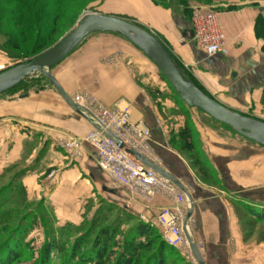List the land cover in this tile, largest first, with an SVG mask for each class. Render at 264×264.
Segmentation results:
<instances>
[{
    "label": "rangeland",
    "instance_id": "obj_1",
    "mask_svg": "<svg viewBox=\"0 0 264 264\" xmlns=\"http://www.w3.org/2000/svg\"><path fill=\"white\" fill-rule=\"evenodd\" d=\"M39 1L40 14H42V17L44 18V23L46 22V24H48V29L54 25H52V18L55 15L58 16L55 24L56 32L52 35L53 41L49 42L48 47L41 50L40 53L61 41L63 37L76 27L80 18L89 12L120 17L131 23L137 22L141 25L143 24L142 22H139L138 19L144 21L143 18H139L141 17L139 16L140 8L135 0H73L71 2H59L58 0ZM151 1L166 9H168L167 6L172 5L184 6V4L187 3L188 5L191 4L193 6L192 9L187 11L184 8L183 10L184 15H187L189 20L188 23H190V28H192L191 17L198 8H205L217 12L225 10H240L244 7L257 9V11L260 12L252 21V30L255 38L261 42L259 52L261 54L260 57H262L261 61L264 62V27L260 26L258 23V17L264 14V0H211L209 4L202 5L195 3L192 0ZM183 1H186V3H182ZM15 5L14 0H0V19L5 21L3 22L5 27L14 29L20 34L22 27L17 25L14 26L15 19L10 18V11H5V8L11 9L10 7H16ZM16 9L20 11V9ZM175 12L176 14H180V10L178 11V9L175 10ZM257 32L260 33V35L256 34ZM238 34L242 33L239 32ZM121 36L124 37L123 39L127 41V43H129L134 52L129 49H125L126 51H115L108 54L103 62L111 69L112 67L115 69V67L122 65V63L133 68L136 80L141 87L148 92L151 102L156 110V126L160 130L159 132L161 134L162 143L160 141L158 142L157 145L159 148L155 146L152 129L149 127L152 138L149 141L148 147L142 148V150L147 156L158 162L165 169L171 170L176 175H178L179 171V173H183L181 176L185 179L184 182H187L184 185L187 186L193 197V206L194 199L199 201H202L203 199L213 201L215 198H221L232 204V213L234 214L232 221L236 230L235 237L230 244V256L234 264H264V222L255 221L243 206L247 205L254 209L255 202L258 201L264 203V146L241 136L230 127L217 122L200 109L187 106L162 78L157 67L150 61L145 53L136 47L126 36ZM6 38L4 36L5 41ZM226 43L227 40L225 38V47ZM235 44L237 45V42ZM241 44H243V42H241ZM28 45L32 44H26V46ZM4 52L12 59L9 67L25 61L24 56L22 55L23 52L20 50H11L8 52L4 50ZM24 53V55L27 56L30 51L27 50ZM201 53L205 56L202 51ZM113 58H115L114 62H117L118 66L110 63ZM176 60L185 77L194 84L200 85L204 92L211 97L221 101L227 108L234 112L264 122V88L259 99L252 96L247 97V100H237L233 98L230 93H225V96L215 85L207 84L203 80L204 76L197 72L199 70H197L195 66L188 67V65L180 59L177 58ZM50 72L54 75L52 69H50ZM37 77L42 80L46 79L40 74H38ZM28 85L29 84H27V87ZM27 87L25 84V86L4 92V94L14 95L17 92H20V90H23L21 91V94H24L28 90ZM72 92L74 94L80 92L88 93L89 101L92 102L97 110L106 106L97 97L95 91L89 87H83ZM4 94H1L0 98L4 96ZM121 100L130 105L131 112V104L124 99ZM186 125H193L195 127L194 130L198 134V136L194 138V141H196V147L193 151H185L181 149L180 146L178 134L182 128L186 127ZM88 134L83 137L68 135L65 138H86ZM86 148L91 149L90 153L93 154L91 160L93 165L92 169H94V172L96 173L98 183L94 186L93 194L91 195L92 197L84 203L83 207H81L83 213L79 222H72L70 220L62 222L55 211L56 206L61 200L57 197L54 200L57 201L54 203V201L48 199V194L51 192L50 187L55 185L54 181L57 180V177L59 176L57 168L53 167L46 169L44 175L41 177L38 176L36 179L30 178L31 181L28 180V183L32 182L35 184V187L36 185L41 186L43 183V188L45 189L44 192H42L39 186H37L38 192L28 191V187L25 185V179L27 181L26 174L29 170L24 168V160L6 166L0 172V191L3 187L15 180L17 183H23L27 191L25 199L17 192L11 194L8 199L6 198V201L0 205V243L8 234L7 231H3L4 227L11 228L14 227L16 223L20 222V225L30 227V231L25 234L23 239L28 245L25 247L26 250L19 262L20 264H45L43 262V252L45 246L50 243V241L55 240L70 245L77 236L75 233L61 235L60 229L65 227L64 225H82L81 227L84 228V231H87L94 217H102L100 220L101 224H111L116 218H123V214L129 215L130 219L128 221L121 222V234L117 238L119 241L124 240L130 227L138 221L154 226L161 234L160 227L156 220L157 214L163 208L169 207L174 203L171 195L159 187H156L157 189H155V191L157 192L155 195L153 197H146L133 193L127 186L114 183L112 178L109 177V175L99 166V159H101L100 156L103 157V152L101 151L99 144L85 141L74 157L66 153L68 161L74 163L83 162L86 158ZM158 149H161L162 152L158 153ZM1 151L2 145H0V164L6 161V159L4 160L2 158ZM168 151H170L172 157L169 155ZM36 180L39 183L36 184ZM102 185L106 187V190H103ZM237 191L241 194L235 193ZM246 195L251 196L252 200H247ZM103 205L106 206L104 207ZM108 206L111 207V210L106 214L103 211L104 209H107ZM179 207H182L183 209L185 208L184 204L179 205ZM190 207L192 206L190 205ZM27 216H30V220H25V217ZM202 222L203 219L201 220L198 218L193 212L191 215L189 232L193 241L198 246L206 264L207 247L205 240L199 233V227L204 225ZM207 225L208 224L206 223L204 226L205 229H208ZM100 228L101 226L99 224L94 228L95 232L93 234L97 233ZM113 249L117 252L121 250L116 247ZM149 253L150 250L148 252L140 253L142 262L148 258ZM185 255L187 254L184 253L183 248H178L175 254L167 259L166 264H199L194 253L192 254L193 257H190V259ZM50 260L52 261V264H55V262L57 263L60 261V257L56 252H53Z\"/></svg>",
    "mask_w": 264,
    "mask_h": 264
},
{
    "label": "crops",
    "instance_id": "obj_2",
    "mask_svg": "<svg viewBox=\"0 0 264 264\" xmlns=\"http://www.w3.org/2000/svg\"><path fill=\"white\" fill-rule=\"evenodd\" d=\"M135 1L140 8L139 18L144 19L138 21L160 39L174 60L178 58L188 67L195 66L199 70L197 72L204 76L203 80L215 85L225 96V93H230L237 100H247L252 96L260 98L264 88V62L259 52L261 42L255 38L252 30V21L260 11L244 7L219 12L226 47L222 53L207 57L196 46L183 5L166 9L151 0ZM188 8L192 9L193 6L190 4ZM177 9L180 14H176ZM123 38L113 32H92L51 69L69 96L72 91L89 87L106 106H112L121 99L128 101L132 121H144L152 129L154 144L159 148L157 144L162 140L156 126V110L148 92L136 80L134 69L125 63L111 69L103 62L108 54L115 51H132ZM4 42V36L0 34V72L13 67H9L12 59L3 50ZM26 81L29 84L28 87L26 84V93L21 94L23 90H20L14 95L4 94L0 98V145L2 158L6 159L0 164V172L6 166L24 160V168L29 170L25 185L29 192H38L39 185L35 187L28 180L41 177L46 169L57 168L59 176L54 181L55 185L50 187L48 199L54 201L58 197L61 200L57 202L55 211L62 222H79L83 213L81 207L92 197L94 186L98 183L92 169L93 154L90 153L91 149L86 148L83 162H69L66 152L57 146V141L68 135L83 137L93 126L50 82L39 79L37 75ZM158 150V153L162 152ZM168 153L171 156L170 151ZM168 171L183 184L187 183L179 170L176 171L178 175ZM41 186L44 192V184ZM102 188L106 190L103 185ZM193 212L203 219L204 225L199 227V233L207 247L206 264H234L230 256V244L236 230L232 221L233 205L221 198L213 201L194 199ZM206 223L208 229L204 227Z\"/></svg>",
    "mask_w": 264,
    "mask_h": 264
},
{
    "label": "trees",
    "instance_id": "obj_3",
    "mask_svg": "<svg viewBox=\"0 0 264 264\" xmlns=\"http://www.w3.org/2000/svg\"><path fill=\"white\" fill-rule=\"evenodd\" d=\"M58 1L71 2L73 0ZM192 1L200 5L209 4L211 2V0ZM14 2L16 7H10L11 9L5 8V11H10V18L15 19L14 26L17 25L22 27L20 31L21 39L20 34L14 29L5 27V24L3 23L5 21L0 19V34L5 36V38L7 37L3 44V50L7 52L11 50H20L23 52L22 55L25 60L23 62H27L41 54L40 51L48 47V43L53 41L52 35L56 32L55 24L58 16L55 15L52 18V25H54L48 29V24H46V22L44 23V18L42 17V14H40L39 0H14ZM182 3H186V1H183ZM154 4L159 6V4H156L155 2ZM172 6L167 7L169 8ZM188 6V3L184 4V8L187 11H189ZM16 8L20 9V11ZM135 23L148 30L144 25L137 22ZM258 23L260 26L264 27V14L258 17ZM256 34L260 35L258 32ZM28 43L32 45L26 46ZM27 50L30 51V53L25 56L24 52ZM175 62L177 63L176 60ZM161 76L167 82L162 74ZM46 81H48V79ZM25 84H27L26 80L7 91L22 87ZM168 85L173 89L169 83ZM197 86L203 90L200 85L197 84ZM194 129L195 127L193 125H186L185 128H182L179 131L178 138L181 149L185 151H193L196 147V141H194V138H196L198 134ZM17 192L25 199L27 194L26 187L23 183H17L16 180L3 187L0 191V205L6 201V198L8 199L11 194ZM246 196L247 200H252L251 196ZM106 205L103 206L105 207ZM254 205L256 209L250 208L247 205L243 206L255 221L264 222V203L257 201ZM110 210L111 207L108 206L103 212L107 214ZM123 216V218H116L111 224H101L100 220L102 217H94L87 231H84V228L81 227L82 225H64L65 227L60 229V234L69 235L75 233L77 234L76 238L70 243V245H67L65 242H58L55 240L50 241V243L44 248L43 262L45 264H52V261L50 260L51 254L56 252L60 257V261L57 263L55 262V264H166L167 259L170 258L171 255H174L177 249L170 246L154 226H150L141 221L135 222V224L128 230L124 240H117L118 236L121 234V222L130 219L129 215L123 214ZM25 220H30V216L25 217ZM20 224L21 222L16 223V225L11 228L4 227L3 231H7L8 234L0 243V264H20L19 262L26 250L25 247L28 245L23 239L25 234L30 231L29 226ZM99 224L101 226L100 230L93 234L95 232L94 228ZM115 247L118 249L120 248L121 250L117 252L113 249ZM149 250L150 253L148 258L142 262L140 253L148 252Z\"/></svg>",
    "mask_w": 264,
    "mask_h": 264
},
{
    "label": "built area",
    "instance_id": "obj_4",
    "mask_svg": "<svg viewBox=\"0 0 264 264\" xmlns=\"http://www.w3.org/2000/svg\"><path fill=\"white\" fill-rule=\"evenodd\" d=\"M191 26L196 46L207 57L222 53L225 48V35L219 12L198 8L191 17ZM114 60L115 58L110 63L118 66ZM69 97L90 120L93 130L86 138L59 139L57 146L74 157L85 141L99 144L103 152V157L100 156L101 159H99V166L112 178L114 183L127 186L133 193L146 197H153L158 187L168 192L174 203L159 211L157 224L163 239L170 246L176 249L183 248L188 259L193 257L192 242L194 241L189 232L191 218L187 221L191 202L186 193L172 180L141 162L116 142V139L121 140L141 155L160 165L142 150L148 147L152 138L149 126L144 121H132L130 105L123 100L118 101L112 107L104 106L97 110L89 101L88 93H72ZM185 187L189 192L187 186ZM182 204H184V209L179 207Z\"/></svg>",
    "mask_w": 264,
    "mask_h": 264
},
{
    "label": "water",
    "instance_id": "obj_5",
    "mask_svg": "<svg viewBox=\"0 0 264 264\" xmlns=\"http://www.w3.org/2000/svg\"><path fill=\"white\" fill-rule=\"evenodd\" d=\"M95 31L114 32L126 36L136 47L145 53L150 61L157 67L160 74L165 77L167 82L176 91L180 100L187 106L200 109L216 121L229 126L241 136L264 146L263 121L234 112L205 93L196 84L185 77L167 48L157 36L135 23L115 16L92 12L84 14L76 27L57 44L32 60L17 64L0 72V95L28 78L40 74L45 76L48 81L62 93L63 97L72 105L78 114L86 117V115L74 105L56 77L50 72V69L60 63L88 34ZM192 35L194 36L193 31ZM116 142L121 148H125L127 152L135 156L141 162L172 180L186 193L192 206L187 215L188 221L193 213V197L188 192L185 185L167 169L141 155L134 148L126 145L119 139H116ZM192 249L198 263L205 264L195 242H192Z\"/></svg>",
    "mask_w": 264,
    "mask_h": 264
},
{
    "label": "bare ground",
    "instance_id": "obj_6",
    "mask_svg": "<svg viewBox=\"0 0 264 264\" xmlns=\"http://www.w3.org/2000/svg\"><path fill=\"white\" fill-rule=\"evenodd\" d=\"M190 193V192H189ZM187 198H188V196H187ZM189 200V199H188Z\"/></svg>",
    "mask_w": 264,
    "mask_h": 264
}]
</instances>
